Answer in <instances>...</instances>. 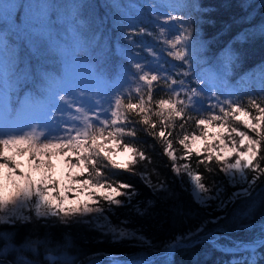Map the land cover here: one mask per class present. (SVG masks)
<instances>
[{"label": "snow or ice", "instance_id": "6c2138e0", "mask_svg": "<svg viewBox=\"0 0 264 264\" xmlns=\"http://www.w3.org/2000/svg\"><path fill=\"white\" fill-rule=\"evenodd\" d=\"M21 7L23 12L18 13L16 4L0 2V226L82 224L113 242L156 247L142 228L129 227L130 218L114 223L109 215H115L112 206L126 203L136 215L144 216L156 203L149 199L132 204L139 195L135 187L107 172L110 168L135 175L138 160L148 159L125 140L137 137V126L145 136L162 141L181 188L190 191L200 208H211L215 201V210L221 211L251 195L264 177V71L259 95H248L246 101L236 89L217 85L236 56L225 49L219 58L201 60L203 45L194 39L191 27L196 22L194 11L213 9L189 0H105L106 15L131 45L119 49L122 60L112 68L108 43L98 35L95 4L27 0ZM136 36L151 37L153 45L144 47ZM142 47L153 58L151 64L140 59L137 49ZM202 63L213 67L201 69ZM56 64L62 66L58 75L49 68ZM177 129L184 150L181 159L195 154L200 158L197 164L215 161L229 186L241 187L225 199L223 183L206 185L189 163L178 165L170 138ZM124 154L126 160L118 159ZM246 170L253 173L250 179ZM182 173L190 178V189ZM139 175L155 198L178 196L164 180L153 182L147 171ZM174 211L184 215L182 207ZM224 218L209 212L199 226L164 242L152 256L107 259L109 264H174L177 251L206 244L234 257L224 264L264 260V252L259 251L264 249V221L259 233L246 241L233 239L222 226L206 231L209 224ZM242 229L254 231L255 226ZM6 234L4 229L0 239ZM25 242L33 251L45 243L30 238ZM59 260L51 249L43 257L47 264ZM198 260L194 257L193 264Z\"/></svg>", "mask_w": 264, "mask_h": 264}, {"label": "trees", "instance_id": "16d2710c", "mask_svg": "<svg viewBox=\"0 0 264 264\" xmlns=\"http://www.w3.org/2000/svg\"><path fill=\"white\" fill-rule=\"evenodd\" d=\"M4 2L16 4L17 12H23L21 7L24 5L23 3L17 0ZM88 2L96 5L95 18L98 35H101L108 43L109 66L114 68L122 60L119 49H131V45L122 39L119 29L114 27L111 19L106 15L108 10L103 7L105 0H88ZM135 2L142 3L143 0H135ZM189 2L196 3L201 8L213 9L209 12L197 13L194 11L192 15V19L196 21L191 25L193 37L198 44L203 45L201 60H207L213 56L219 58L220 53L225 49H230L236 56L227 75L216 81L217 85L223 89H236L240 99L245 101L248 95L253 93L259 95L261 73L264 71V25H262L264 24V1L259 3L258 0H189ZM145 15H147V11H145ZM146 26L151 29V25ZM152 30L156 31L155 29ZM135 40L144 47L153 45V40L149 36H136ZM137 51L140 52L142 61L151 64L153 58L143 47ZM210 66L213 67V65L206 63L200 65L201 69ZM49 68L58 75L61 65L56 64L49 66ZM250 76L259 77V81L257 79L255 80L257 82L251 81ZM233 82H240L241 85L246 86L231 88L234 87V84L230 85ZM178 123L179 121H177ZM137 129V137H125V140L144 151L148 159L138 160L134 166L135 175L126 170L110 168L107 172L116 181L129 183L135 187L139 195L132 201V204H135L137 200L146 202L149 199H156V203L149 208L148 213L144 216L136 215L130 210L131 205L126 203L125 206H121L122 209L117 206L112 207L120 211V219H131L132 224L129 227L142 228L143 233L152 240L156 247H136L133 246L135 243L129 242V240L113 242L111 237H103L98 231L82 224L68 226L56 224L43 227L40 223L33 222L17 225L15 228L5 225L0 226V233L7 229V234L0 239V250H3L0 264H22V262L35 264L36 261L47 264L43 261V257L48 254L50 249L55 250L60 257L57 264H75L76 262L84 264L90 254H104L105 252L132 253L131 255L138 253V255L152 256V254L160 251L164 242L173 239L179 233L199 226L204 219L208 218L209 212L212 217L224 216L225 218L218 224H209L206 231L222 226L228 230L233 239L245 241L253 239L259 233V223L264 221V177L257 181L250 196L235 200L221 211L215 210V201L212 202L211 208H200L194 203L190 191H184L181 188L180 179L172 171V160L163 152L162 141H154L145 136L139 126ZM177 131L178 129L173 130V136L170 138L173 140V150L178 158L176 160L178 165L189 163L190 167L201 175L202 182L206 185H211L213 182L223 183L226 189L223 194L225 199L231 195L233 189L241 186H229L225 174L219 171V165L215 161L207 165L197 164V160L200 158L195 154H192L188 160L181 159L180 157L184 156V150L178 143ZM207 169H211V171ZM144 171L150 174L153 182L164 180L178 196L167 200L155 198L150 188L140 179L139 174ZM246 174L249 179L253 175L247 170ZM182 178L185 186L190 189V178L183 173ZM120 199L125 200L124 197ZM177 207L183 208L184 215L175 213L174 209ZM110 216L114 215L110 214ZM117 219L116 216L112 217L114 222H117ZM243 225L255 226V230L245 231L242 229ZM29 238L45 243L33 251L25 242ZM259 251L264 252V249H259ZM206 253L209 254L207 259H205ZM22 256L28 257L31 262L25 263V260L21 259ZM196 256H199L197 264H217V262L224 264V262L234 258L220 251L212 250L210 246L205 244L188 250L177 251L174 264H193ZM94 262L99 264L98 260H94ZM259 264H264V260H261Z\"/></svg>", "mask_w": 264, "mask_h": 264}, {"label": "rangeland", "instance_id": "374dc122", "mask_svg": "<svg viewBox=\"0 0 264 264\" xmlns=\"http://www.w3.org/2000/svg\"><path fill=\"white\" fill-rule=\"evenodd\" d=\"M4 1H7V0H4ZM18 2H21V3H23V4H25V3H27V0H17ZM259 1V3H261V1H264V0H258ZM262 25H264V24H262ZM211 67V66H210ZM215 70V69H214ZM62 71V66H61V68L59 69V73ZM246 79V78H245ZM249 79L251 80V81H254V82H257V81H255L256 79L259 81V77H253V76H250L249 77ZM227 82V81H226ZM228 84V83H227ZM234 84V87H231V88H243V87H245L246 85H241V83L240 82H233V83H231L230 85H233ZM128 158V154H124L123 156H121V157H118V159H120L121 161H123V160H126ZM58 167H62L61 165H58ZM244 186V185H243ZM239 187H241V186H239ZM239 187H237L236 189H233V192L234 191H236ZM136 203V202H135ZM105 206L107 207V204H105ZM120 209H122V207L120 208ZM114 212H115V215L114 216H116L118 219H120V215H119V210H115L114 209ZM110 215V214H109ZM114 216H110V219L112 220V217H114ZM117 219V220H118ZM113 222L115 221V220H112ZM115 223V222H114ZM129 242H132V243H137L136 241H129ZM221 243H227V241H223V242H221ZM163 247V246H162ZM161 247V248H162ZM132 253H111V252H105L104 254H102V253H97L96 255L95 254H90L89 256H88V259H87V261L84 263V264H93L92 262L94 261V260H98V262H99V264H109V261H108V259H107V257L108 256H120V255H126V256H133V255H131ZM134 255H138V253H134ZM152 255H154V254H152ZM0 257H2V255H0ZM21 259L22 260H25V263H27V262H31V259H29L28 257H26V256H22L21 257ZM75 264H79V263H75Z\"/></svg>", "mask_w": 264, "mask_h": 264}]
</instances>
